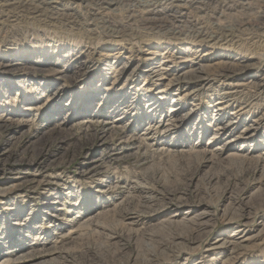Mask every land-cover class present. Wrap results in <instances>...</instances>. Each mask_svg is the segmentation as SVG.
Instances as JSON below:
<instances>
[{"label":"rangeland","instance_id":"374dc122","mask_svg":"<svg viewBox=\"0 0 264 264\" xmlns=\"http://www.w3.org/2000/svg\"><path fill=\"white\" fill-rule=\"evenodd\" d=\"M0 264H264V0H0Z\"/></svg>","mask_w":264,"mask_h":264}]
</instances>
